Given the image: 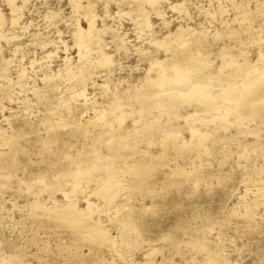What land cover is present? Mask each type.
<instances>
[{"label":"rangeland","instance_id":"rangeland-1","mask_svg":"<svg viewBox=\"0 0 264 264\" xmlns=\"http://www.w3.org/2000/svg\"><path fill=\"white\" fill-rule=\"evenodd\" d=\"M13 1H15L17 5H22V0ZM172 1L173 3L176 2V0H163V2L160 3V6H162L161 8L165 10V19L170 21L169 28L175 29L178 24L199 28L207 34L205 41L211 39L210 37H213V34L217 30L224 31V25L222 23L220 24V19L223 21L232 16V10H230L228 13L226 12L222 15L226 18L217 17L211 20L210 17L197 11V7H202L203 5V7L210 10H213L214 6H217L219 2L227 5V0H191L188 4L190 18H184L180 13L170 10L167 2ZM255 1L256 0H251L250 6H254L256 3ZM83 2L86 1L82 0V3ZM104 5L105 3L103 0H95L96 13L98 16L96 26L98 27H101L102 25V19H100V16H102V9ZM22 6V18L20 19V22L21 24L26 23L28 28L21 35L22 44L20 52L17 53L14 59L24 55L23 62L29 67V61L32 58L37 57L39 59L41 56L46 54L45 52L48 50H52L53 52L50 59L46 58V60H41V64H35L33 71L28 68L32 77L39 78L41 70H57L61 66L62 58L65 55H68L71 60L77 59L78 49L74 45L72 29L77 22H79L78 24L82 27H86L87 25L82 15L79 16L78 12L72 11L70 0H26L25 4ZM229 6L230 5H228L227 8L231 7ZM107 8L109 12H111V15L114 14L115 21L112 18H108L105 22L114 25L120 23V28L127 32V40L129 43L127 47L130 48L128 49L127 54L123 50L116 51L117 49L115 45L109 43L111 40L109 37L110 35L105 34L101 41V43L107 44V49L105 48L104 51L111 54L112 58L115 60L111 66L112 68L110 67L111 70L114 68V65H117L112 70L113 72L111 73V77L119 76L123 79L119 88V91H123L124 89H128L131 84L134 85L141 80V77L142 79L145 78L146 69L149 67V64L147 61L137 58H139L138 55H140V52L138 51L142 48L149 47V45L142 38L145 32H138L139 30H136L134 27V23L131 19L135 17V9L133 6L131 7L130 5L122 2L116 4L114 1H110ZM118 8L123 9L122 12L124 13L122 17L115 15L117 14L116 12ZM262 10L264 13V8ZM9 11L10 8L7 4V0H0V12L4 18V24L0 28V33H9ZM154 15L155 14L153 13L150 15V21L153 26L152 28L154 33L157 34L155 36L161 37L165 34L166 29L163 28L161 18L155 17ZM184 21H186V24ZM258 22L261 23L260 25L263 29L262 33H260L261 41L259 44L255 43L244 48V46L236 45L237 43H235L231 48H227L229 50L226 52V55L221 46L223 43L229 41V37L221 35L216 37L209 45L203 47L201 58L207 59L208 61L212 60V63L209 61L208 64L210 70H217L218 67L222 65L226 66L223 67L224 69L229 68V71L231 70V67L235 68V64L230 65L225 62L226 57L229 56L230 53L236 55L238 58L237 60L249 62L253 59L255 51L258 50L259 47H261L260 49L264 51V22H261L259 18H256L251 22L250 26L258 28ZM44 39L54 42L55 46L53 47L52 45H48L44 48V50H42L38 43ZM13 45L12 41L7 42L4 38H1V57H12ZM252 49L254 51H252ZM151 50L155 51L153 47H151ZM240 50H246V52L240 54ZM156 52L158 53V57L162 58L164 56L161 48ZM15 63L16 61L11 64L12 67L10 68L12 77L16 76L14 70ZM105 70L107 69H98L96 75L101 76L103 73H106L104 72ZM172 71V69H169L167 70V73L170 75L172 74ZM37 74L39 75L37 76ZM95 80L98 83L102 82L100 77H95ZM220 83L223 84V82ZM220 90V86L217 85L214 92L218 93ZM93 91L96 92L94 93ZM87 93L90 96L95 95L97 100H101L100 96L97 95V88L89 85ZM29 97L31 98L32 95H29ZM5 100L6 99H3L0 102V104H3L6 107V109L2 112L0 110V118L2 114H9V108L15 109L17 105L15 100L11 103L9 100ZM135 101L136 100L132 99L126 100V102L123 101L122 103H125L124 106L117 109V112L119 113L124 112L122 123L119 122L117 118H114L115 116L112 114L108 118L106 126L103 127L104 129L111 130V133H106L107 137H111V134H115L114 136L119 137L122 133L125 135L128 129L133 130L131 133H129L130 130L127 131L128 134H126L123 138L121 144L116 146L115 149L120 150V156L118 155L114 158L108 156L112 161L108 160L105 162L106 165H102L103 168H111V165L115 167L113 168L114 170L112 169V172H104L105 175L103 174L104 177H102L107 178L108 176H105L108 172L109 176H115L113 177L114 179L112 178V181L110 180L108 182V184L111 182V184H109L110 186H115L118 181L121 182V186H119V188L121 187L119 192L120 195L117 194L118 198L116 202H114L115 204L106 203L109 210H107L106 207V209H102L105 203L100 202L103 201L101 199L97 200V198H95L97 194H94L96 189L92 190V186L94 184L90 181V177L97 175L98 173H96V171H93L95 174L91 173L93 175H90L88 181L84 179L85 173L70 175V177L58 175V169L64 166L69 167L71 165L69 158L63 157L61 163L58 165V168L54 171L53 169L49 170V172H47L46 179L40 182H37L36 178L32 176V168L30 167H17L14 169L2 170L0 172V264H116L121 260H126L125 258L131 260L134 264H152L153 262L159 263L162 258H167L169 264H196L195 262L200 259V250H202L201 246L206 243L209 244L208 242L216 243L221 248L225 260L230 264H264V207L259 205L256 208V222L251 227L244 226L243 218L238 215V212L237 215L231 213L232 208L239 201L240 195L244 194L245 191V200L249 203V205H251V207H253L251 203L254 198L253 192L259 182L256 180L258 175L255 172H252L251 169L252 166L256 164L264 165L261 157L262 150L260 148H257L255 151L249 150L247 158H240V160H238L236 157V153L241 151V145H245L244 147H247L246 149H250L259 147L260 143L264 142V130H262L264 129V126L255 115L256 112L253 107H251V103H248L246 108L254 110L251 112L253 116H256L254 120L250 122L247 121V124L244 122V124L242 123L236 128L232 126L225 128V126L227 127V125H230L233 122V119L230 118L231 120L229 122L228 120L218 121L219 119H217L215 127H213V129H208L210 135L206 137L204 143L205 145L208 144L207 146H209V149H217L218 152L213 153L207 151L202 156V165L196 169L193 166V162H191L192 160H189V158L184 160V158L178 157L172 162L167 161L164 166L165 169H169L171 165L173 166L177 164L182 167L183 172L174 173L171 178H169L171 183L162 184L163 180L159 178L143 179L132 177L131 174H133V172L130 171L132 170V167L136 165V162H145L148 159L147 156L149 153L160 151L159 146L156 143L160 132L164 134L165 131L173 129V126H175L176 131L179 129L176 139L185 141L190 138L191 128L193 127H196L201 131H207L206 122L211 124L210 121L212 120V113H209V110L205 109L208 107L207 105H199V103L194 101L186 102L177 99H170L166 105H163L165 106L163 107L164 109L155 108L159 107V105H153L154 107L151 110H149L146 106L140 110H138L139 108L135 110L137 104V101ZM151 101L154 102L152 97H146L144 103L146 104V102L149 103ZM199 112L201 114L203 113V115L207 114L208 117L207 115L206 117L204 116V118L201 117ZM188 113L191 117L187 116ZM136 119L138 123L136 122L134 124V120ZM185 120L188 123L184 122ZM142 122L143 125H141ZM110 124L112 126H110ZM3 125L5 124H2V126ZM100 129L101 127L93 129V133H101L102 131ZM113 129L114 132H112ZM255 134H259L258 139L255 138ZM234 135H236V139H226L227 136L233 137ZM106 136L105 133L102 132L101 137L90 140L89 145L83 149L90 150L92 147H97L98 149L102 148V151L104 149L105 151H109V145L105 143L107 140ZM237 140L241 142L239 146H237ZM213 142H215V144H213ZM55 143H52L53 145L51 144V148H54L61 156H63L66 152L68 153L66 146L60 144V142H57V145ZM73 149L74 150H70L69 152H75L78 148L75 147ZM190 156H192V154H190ZM34 157L38 158V156ZM95 159L101 162L97 157H95ZM101 173L103 172H100V174ZM2 175L6 177L3 179ZM78 177L79 179L83 177L82 179L84 181L81 179L80 181H83L81 183L82 186H78L72 193L69 191L72 188L71 186H73L71 181L78 179ZM117 179L118 181H116ZM85 180L87 181L86 184ZM6 181L7 183L3 185L2 182ZM20 181L23 185H32L28 191V195L13 193L11 191L10 187L19 184ZM63 183H65L66 186L64 188L61 187L60 189L59 186ZM44 185L45 187L42 188ZM84 185L85 187L88 186V191L91 193L93 191L92 195L91 193L88 195L92 197L91 200L97 203L95 206L98 205L94 208L92 218L101 221L103 228L108 229V236L112 237L113 240L116 239V243H114V245L112 242L101 243L98 239L93 238V241L95 240L93 244L96 245V247L94 249L90 248L86 243L87 240H90L89 237L76 235L77 231H82L81 226H43L38 221L41 216L33 217L31 214L28 215L29 207L27 205V201L31 200L33 197H37V199L43 201L46 207L52 206V201L54 199L58 198V202L61 201L59 203H64L67 198L70 197L74 199V203H76L78 208L84 207V195L89 193ZM147 187H149L152 191H162L161 198L158 199V203L152 210L145 212L143 217L137 220V223L140 226L139 232L134 231L132 228H128L130 227L129 223L124 228L123 225L129 222L128 213L130 214L137 208L136 204L141 205L142 203L144 206L151 202L152 196L150 197V190ZM78 189H81V191L84 192H79ZM129 190L130 192H128ZM63 191L67 192L69 197L62 196L64 195ZM131 194L136 197L131 196ZM132 197L133 199L130 200ZM117 202H120V205ZM116 204L118 205L115 206ZM131 208L133 210H131ZM106 213H108V215H106ZM108 216H110V220L108 219ZM115 227L118 229V232ZM120 228H123V233L126 235L124 243H122L120 241L121 238L118 237V234L121 233Z\"/></svg>","mask_w":264,"mask_h":264},{"label":"bare ground","instance_id":"bare-ground-1","mask_svg":"<svg viewBox=\"0 0 264 264\" xmlns=\"http://www.w3.org/2000/svg\"><path fill=\"white\" fill-rule=\"evenodd\" d=\"M84 1L86 2L82 3V0H70L72 11L78 12L79 16L82 15L87 25L86 27H82L78 24L79 22H77L72 29L74 45L78 49L77 59L71 60L68 55H65L62 58L61 66L57 70H41L39 78H34L30 75L31 73L28 68L33 71L35 64H39L43 59H50L53 52L52 50H46V54L39 59L37 57L32 58L29 61V67L23 62L24 55L14 59L17 53L20 52L22 44L21 35L28 28L26 23L21 24L20 22V19L22 18V5L25 4L26 0H22V5H17L13 0H7V4L10 8L9 33H0V39L4 38L7 42L12 41L14 45L12 47L13 56L10 58L1 57L0 50V102L3 99L9 100L10 103L15 100L17 105L15 109L9 108L10 111L8 115L2 114L0 118V172L2 170H9L17 167H30L32 168V176L36 178L37 182H40L46 179L49 170L53 169L54 171L58 168L63 157L69 158L71 165L69 167L64 166L58 169L57 172L59 174H57L70 177V175L85 173L84 179L88 181L90 175L95 174L93 171H96L99 175L97 174L94 175V177H90V181L94 184L91 186L93 188L92 190L96 189L94 194H97V196L95 195V198H97V200L101 199L103 201L100 202L105 203L104 207L102 206V209H104L105 207H108L106 203L110 204L116 202L118 198L117 194H119L121 189V187L119 188L121 182L117 179L116 181L118 182H116V185L110 186L109 184H111V182L109 184L108 182L110 180L112 181V178L115 176H109L108 173L112 172V169L115 167L111 165V168L105 167V169L102 165H106L105 162L111 160L109 157L114 158L119 155L120 150L115 148L121 144L123 138L128 134L127 131L130 129L126 131L125 135L122 133V135L120 134L119 137H116L114 136L115 134H111V137H107L106 133H111V130L104 129L103 127L106 126V122L112 114H114V118H117L118 121L122 123L124 112L119 113L117 112V109L124 106L125 103H122L123 101L126 102V100L131 99L136 100L137 104L135 110H137V108L140 110L145 106L151 110L154 107L153 105H159V107L155 108L164 109L163 107L165 106L163 105H166L170 99H177L186 102L194 101L199 103V105H207L208 107L205 109H208L209 113H212L211 124L206 122L207 131H201L200 129L193 127L191 128L190 138L185 141L176 139L179 129L176 131L175 126H173V129L165 131L164 134L160 132L159 138L156 142L160 151L149 153L147 156L148 159L145 162H136V165L133 166L130 171L133 172V174H131L132 177L143 179L159 178L163 180L162 184L171 183L169 178H171L174 173L183 172L182 167L177 164L173 166L171 165L169 169H165L164 166L167 161L172 162L178 157H182L184 160L189 158V160H192L191 162H193V166L196 169L202 165V156L207 151L213 153L218 152L217 149H209V146H207L208 144L205 145L204 143L206 137L210 135L208 129H213V127H215L217 119H219L218 121L228 120L229 122L231 120L230 118H232L233 122L230 125H227V127L225 126V128L230 126L236 128L242 123L244 124V122L247 124V121L250 122L257 116L258 120H260L264 126V51L260 49L261 47L255 51L253 59L249 62L237 60L238 58L236 55L230 53L229 56L226 57L225 62H227L226 64L229 63L230 65H236L235 68L231 67L230 71L229 68L224 69L223 67L225 65L223 66L222 64L217 70L212 71L208 66L210 60L208 61L207 59L201 58L203 47L209 45L216 37L221 35L229 37V41L223 43L221 46L225 54L229 50L227 48H231L235 43H237L236 45L244 46V48L255 43L259 44L261 41L260 33L263 31L260 25L261 23L258 22V28L251 27L250 24L256 18H259L261 22H264V13L262 10L264 8V0H256L254 6L252 5L253 7L250 6L251 0H227V5L219 2L217 6H214L213 10L203 7L204 5L202 7H197L199 13L210 17L211 20L217 17H224L222 16L224 13H228L232 10L231 14L233 17H224L226 19L223 21L220 19V24L222 23L224 25V31L215 30L216 32L214 31L215 33L213 34V37H210L211 39H208L207 41H205L207 38L206 32L199 28L183 24L176 25L175 29L169 28L170 21L165 19V10L160 6V3L163 2V0H103L105 5L102 9V16H100L101 18L99 17L102 19L101 27L96 26L98 16L96 13L95 0ZM110 1H114L116 4L122 2L131 7L133 6L135 9V17L131 19L134 23V27L136 30H139L138 32H145L142 38L149 45L147 48L138 49L140 55H138L139 58L137 59L147 61L149 64V67L146 69L145 78L142 79L141 77V80L134 85L131 84L130 87L128 86V89H124L123 91H119L123 79L119 76L111 77L112 70L117 66L114 65V68L111 70V66L115 60L112 58L111 54L104 51L107 44L101 43L104 35L108 34L111 39H109V43L115 45L117 49L116 51L123 50L127 54L128 49H130L127 47L129 44L127 40V32L120 28V23L114 25L105 22L108 18H112L115 21L114 14L111 15V12H109L107 8ZM189 1L191 0H176L175 3H173V1L167 2L168 8L173 12L180 13L184 18H190L188 6ZM228 5L231 7L229 6L230 8H227ZM122 11L123 9L118 8L116 12L117 14L115 15L122 17L124 13ZM151 13L155 14V17L161 18L163 28L166 29L165 34L161 37L155 36L157 34L154 33L150 21ZM3 20V15L0 12V28L4 24ZM184 23L186 24V21H184ZM38 45L44 50L48 45L54 47L55 43L44 39L43 41H39ZM151 47H153L155 51H152ZM160 48L163 50L164 54L162 58L158 57V53L156 52ZM252 51L254 50L252 49ZM245 52L246 50H240L239 53L243 54ZM15 61L14 70L16 76L12 77L10 68L12 67L11 64ZM210 62L212 63V60ZM102 68L107 69L104 71L106 73L97 76V70ZM169 69L173 70L170 75L167 73V70ZM38 75L39 74H37V76ZM95 77H100L102 82L98 83L95 80ZM217 81L223 82V84ZM89 85L98 89L97 95L100 96V101L97 100L95 95L90 96L87 93ZM217 85L220 86L221 90L218 93H215L214 89ZM29 95H32V97L30 98ZM146 97H152L154 102H146L145 104L144 101ZM248 103H251V107L255 110L256 114H254L256 116L251 114L254 110L246 108ZM4 109H6V107L3 104H0L1 112ZM188 114L187 116L191 117L190 114ZM200 114L201 113L199 112V115ZM206 115H203L202 113L201 117L204 118ZM134 121L135 124L137 119ZM184 122L187 121L185 120ZM2 124L5 125L2 126ZM141 125H143V122ZM110 126L112 125L110 124ZM100 127V130L105 133L107 138L105 143L109 145V151H105V149L102 151V148L98 149L97 147H92L93 149L91 148L90 150H84L83 148H86V146L89 145L90 140L101 137L102 132H98L97 134L93 133V129ZM132 131L133 130L131 129L129 133ZM112 132H114V129ZM258 135L255 134V138L258 139ZM231 138L232 140L236 139V135L233 137H226L227 140H230ZM55 142H60V144L66 146L68 153L65 151L66 153L61 156L54 148L52 149L51 144ZM236 143L237 146L241 144L239 140H237ZM213 144H215V142H213ZM241 146L242 148L240 150L242 152L239 151L236 153L238 160H240V158H247L249 150L255 151L257 148H260L262 150V161L264 162V142H261L259 147L250 149H246L247 147L245 148V145ZM75 147L78 148L77 151L70 153L69 151L74 150L73 148ZM190 154H192L193 158ZM34 156H38V158H35ZM106 156L109 157L107 158ZM95 157L100 159L101 162L97 161ZM107 171L109 172L105 177H108L102 178L105 175L104 172ZM251 171L258 175L256 180L259 182L253 192L254 198L251 202L253 207H251V205L245 200V191L244 194L240 195L239 201L231 210V213L236 215L238 212V215L243 218V223L246 227H251L256 222V208L259 205L264 207V165L256 164L252 166ZM100 172L103 173L100 174ZM4 177L6 176L2 175L3 179ZM81 179L78 177V179L74 181L72 180L71 183L73 186H71L72 188L69 191L73 193L74 189L78 186H82L81 183L84 180L82 179L83 181L81 182ZM7 181L2 182V184L5 185ZM65 183L60 184V189L61 187L64 188L66 186ZM88 186L85 187L84 185V187L87 188V191ZM30 187H32V185H23L20 181L19 184L10 187V189L13 193L28 195ZM44 187L45 185L42 186V188ZM147 188L149 189V187ZM81 189H78L79 192ZM149 190L150 197L152 196L151 202L144 206L142 203L141 205L136 204L137 208L135 210H133L132 208L134 207H132L131 210L133 211L130 214L128 213L129 222L123 225L124 228L129 223L130 227L128 228H132L134 231L139 232L140 226L137 223V220L141 219L145 212L152 210L158 203V199L161 198L162 191ZM88 192L89 193L84 195L83 202L85 203V206L82 208H78L76 203H74V199L71 197L67 198L64 203H59L61 201L58 202V198L56 197L57 199L52 201L53 205L50 207H46L43 201L37 199V197H33L31 200L27 201L29 207L28 215L31 214L33 217L41 216L38 221L43 226H81L82 231H77L76 235L89 237L90 240H87L86 243L90 248L94 249L96 247V245L93 244L95 241H93V238L98 239L101 243L112 242L114 245L116 239L113 237L115 239L113 240L112 237L108 236V229L103 228L101 221L92 218L94 208L98 205L95 206L97 203L91 200L92 197L88 195L91 192ZM128 192H130V190ZM63 194L64 195H61L65 197L68 196L67 192H64ZM92 194L93 191L91 195ZM131 196H133V194H131ZM133 197L130 200H132ZM54 206L58 208H55ZM107 210L109 209L107 208ZM108 213H106V215H108ZM109 217L110 216H108V219L110 220ZM120 230L121 233L118 234V237L121 238V240H119L124 243L126 235L123 233V228H120ZM116 231L118 232V229H116ZM208 243L209 244L206 243L201 246L202 250H200L201 253L200 259L197 261L198 264H230L225 260L221 248L216 243ZM125 259L126 260H121L116 264H134L131 260H128L127 258ZM197 262L195 263L197 264ZM154 264H169V262L167 258H162L159 263Z\"/></svg>","mask_w":264,"mask_h":264}]
</instances>
